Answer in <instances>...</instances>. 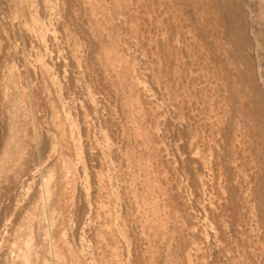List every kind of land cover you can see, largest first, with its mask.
Returning a JSON list of instances; mask_svg holds the SVG:
<instances>
[{"label":"rangeland","instance_id":"obj_1","mask_svg":"<svg viewBox=\"0 0 264 264\" xmlns=\"http://www.w3.org/2000/svg\"><path fill=\"white\" fill-rule=\"evenodd\" d=\"M0 264H264V0H0Z\"/></svg>","mask_w":264,"mask_h":264},{"label":"bare ground","instance_id":"obj_2","mask_svg":"<svg viewBox=\"0 0 264 264\" xmlns=\"http://www.w3.org/2000/svg\"><path fill=\"white\" fill-rule=\"evenodd\" d=\"M231 4V3H230ZM260 131H261V133H262V131H263V125H262V123H261V125H260Z\"/></svg>","mask_w":264,"mask_h":264}]
</instances>
